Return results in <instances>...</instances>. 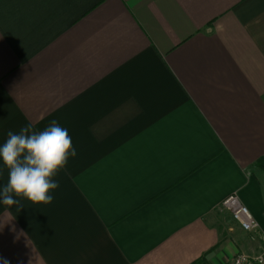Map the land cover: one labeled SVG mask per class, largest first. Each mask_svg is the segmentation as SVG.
I'll use <instances>...</instances> for the list:
<instances>
[{"label":"crops","instance_id":"crops-1","mask_svg":"<svg viewBox=\"0 0 264 264\" xmlns=\"http://www.w3.org/2000/svg\"><path fill=\"white\" fill-rule=\"evenodd\" d=\"M52 120L77 155L51 204L0 203V264L264 251V0H0V145Z\"/></svg>","mask_w":264,"mask_h":264},{"label":"clouds","instance_id":"clouds-1","mask_svg":"<svg viewBox=\"0 0 264 264\" xmlns=\"http://www.w3.org/2000/svg\"><path fill=\"white\" fill-rule=\"evenodd\" d=\"M7 137L0 145V165L8 170L7 183L0 188V203L20 208L23 205L18 198H24L33 204H51V193L59 187L53 178L77 155L68 130L52 120L42 131H34L28 124L18 133L9 130Z\"/></svg>","mask_w":264,"mask_h":264},{"label":"built area","instance_id":"built-area-1","mask_svg":"<svg viewBox=\"0 0 264 264\" xmlns=\"http://www.w3.org/2000/svg\"><path fill=\"white\" fill-rule=\"evenodd\" d=\"M222 206L232 216L245 232L258 230L259 225L251 210L245 205L237 192L228 195ZM264 239V235H263ZM229 264H264V251L258 255L250 256L243 253L236 254Z\"/></svg>","mask_w":264,"mask_h":264},{"label":"trees","instance_id":"trees-1","mask_svg":"<svg viewBox=\"0 0 264 264\" xmlns=\"http://www.w3.org/2000/svg\"><path fill=\"white\" fill-rule=\"evenodd\" d=\"M261 165L264 167V162H263V163H261Z\"/></svg>","mask_w":264,"mask_h":264}]
</instances>
